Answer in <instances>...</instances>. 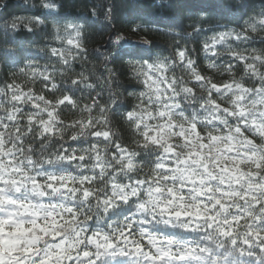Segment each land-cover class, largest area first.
I'll return each instance as SVG.
<instances>
[{
    "label": "snow or ice",
    "instance_id": "snow-or-ice-1",
    "mask_svg": "<svg viewBox=\"0 0 264 264\" xmlns=\"http://www.w3.org/2000/svg\"><path fill=\"white\" fill-rule=\"evenodd\" d=\"M42 7L55 21L51 40L60 45H45L47 62L4 53L16 71L0 81V264H264V47L229 43L242 45L264 32V7L239 30L214 31L203 41L205 54L222 55V46L242 65L238 77L236 65L208 62V69L227 74L219 81L199 69L187 47L163 56L148 41L138 49L116 35V53L104 59L129 57L131 74L145 90L132 93L137 103L126 119L134 122L140 147L158 150L154 170L143 177L128 175L134 153L111 131V117L119 115L115 91L108 103L91 96L84 103L57 83L86 52L83 25L61 24L55 0H42ZM23 22L17 17L0 27L5 44L15 42L10 32ZM33 22L44 24L33 17L23 26L32 31ZM192 27L200 33L199 23ZM104 68L111 86L116 73ZM70 83L96 88L85 72ZM62 108L79 118L63 121ZM65 123L76 130L67 140ZM34 133L45 149L51 147L45 141H55L51 151L36 153Z\"/></svg>",
    "mask_w": 264,
    "mask_h": 264
},
{
    "label": "trees",
    "instance_id": "trees-1",
    "mask_svg": "<svg viewBox=\"0 0 264 264\" xmlns=\"http://www.w3.org/2000/svg\"><path fill=\"white\" fill-rule=\"evenodd\" d=\"M55 2L62 5L60 8L62 19L59 21L61 24L71 22L83 25L86 49L81 57L72 62L73 71L67 72L64 77L57 75V83L64 91L71 89L70 94L84 103L89 102V96L106 103L110 99L109 92L115 91L118 102L113 109L114 112L118 109L122 112L132 110L137 98L129 93L145 90L144 85L131 74L126 62L129 57L112 61L104 59L106 55L116 53L117 47L112 43L116 35L123 36L125 41L132 42L138 49L146 47L144 41H148L147 46L163 56L174 55L177 47H187V54L196 61L199 69L219 81L228 79L227 74L221 76L208 69V62L214 61L218 65L232 63L236 65L235 71L238 77L242 74V65L227 55L222 46H218L220 52L224 53L222 55L205 54L202 50L203 41L213 35L214 31H224L230 27L239 30L240 25L250 15L259 13L264 7V0H55ZM109 9L111 11H108ZM17 17H23L24 22L17 30L10 32L8 39H14V43L5 44L3 33L0 32V72H2L0 81L8 79L10 70H15L8 66L11 61L6 62L5 50L12 53V58L17 61L26 57H35L43 65L50 55L45 45L60 46L58 42L51 40L52 23L55 21L52 17L46 18L42 0H0V27ZM33 17H39L44 24L33 22L30 25L32 31H28L23 24ZM194 23L201 25L199 34L193 31ZM136 25L141 27L136 28ZM229 43L233 47L242 48L262 46L258 40H251L242 45L234 41ZM55 59L52 58L53 62ZM105 64L116 73L111 86L105 79L107 77ZM20 66L22 67L23 64ZM57 67L60 65L57 64ZM80 72H85L89 76L91 82L96 85L94 90L85 89L82 85L77 89L76 86L71 85L70 78ZM177 72L179 74V69ZM35 87L39 91L41 83L37 82ZM96 93L101 95L97 97ZM45 95L49 94L45 93ZM25 110L28 111L30 108L25 106ZM63 110L62 108L61 111ZM112 119L116 120L117 117L112 116ZM70 143L73 147L87 146L86 143Z\"/></svg>",
    "mask_w": 264,
    "mask_h": 264
},
{
    "label": "clouds",
    "instance_id": "clouds-1",
    "mask_svg": "<svg viewBox=\"0 0 264 264\" xmlns=\"http://www.w3.org/2000/svg\"><path fill=\"white\" fill-rule=\"evenodd\" d=\"M252 40H258L262 45L260 48L264 47V32L253 33ZM15 71L16 70H10V75ZM216 72L221 75L222 70H218ZM0 74H2V72H0ZM17 78L20 80L25 79L24 76L19 74H17ZM203 94L204 93L202 91L200 95ZM129 95L133 94L129 93ZM108 101L106 103H108ZM121 102L123 103V101ZM187 105V111H191L194 107V105L190 101L187 102ZM117 111L119 112V115H114L117 117V119L113 120L111 117V131L113 133V137L116 141L126 145L130 150H132L135 158V168L133 172H130L128 175H141L142 177L148 176L154 170L155 154L158 150L154 146L140 147L141 143H143L142 138L137 134V130L134 127V122H130L126 119L125 114L127 111L122 112L119 109ZM79 116L80 113L73 110L72 108H65L63 112H59V117L65 122L74 121L78 119ZM60 127L66 140L74 131H76L75 129L67 127L66 123L65 125H61ZM34 137L35 133L33 137H30L29 139L33 143L37 154L41 152L51 151V147L55 146V141L49 138V140L45 141L44 143L51 145V147L45 149L41 141L39 139H35ZM112 147L113 144L111 140H109L108 143L104 146V148L108 150L109 154ZM123 179L126 181L128 179V176L123 177ZM132 210L134 211V208ZM125 211H128V209H117L113 212L111 219L113 221L119 219ZM161 227H163V225H161Z\"/></svg>",
    "mask_w": 264,
    "mask_h": 264
}]
</instances>
